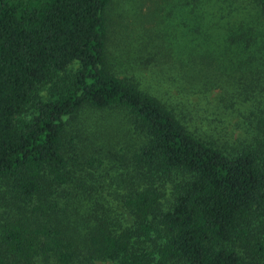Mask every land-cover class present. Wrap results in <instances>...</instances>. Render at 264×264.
I'll use <instances>...</instances> for the list:
<instances>
[{
    "label": "trees",
    "instance_id": "16d2710c",
    "mask_svg": "<svg viewBox=\"0 0 264 264\" xmlns=\"http://www.w3.org/2000/svg\"><path fill=\"white\" fill-rule=\"evenodd\" d=\"M111 2L0 0V264H264V30L163 100L110 69Z\"/></svg>",
    "mask_w": 264,
    "mask_h": 264
},
{
    "label": "rangeland",
    "instance_id": "374dc122",
    "mask_svg": "<svg viewBox=\"0 0 264 264\" xmlns=\"http://www.w3.org/2000/svg\"><path fill=\"white\" fill-rule=\"evenodd\" d=\"M212 2L201 1L193 8L192 0H112L107 10L110 69L119 77L136 74L141 80V88L163 100L176 94L175 89H170V76L183 77L192 72V63H196V70L202 72V77L220 79L221 86L229 80V75L237 77L238 63L224 58L228 43L222 40L228 39V34L264 30V18L249 4L250 0H218L214 5ZM194 46L197 50L190 54V48ZM140 48L143 51L140 52ZM203 54L208 56L201 61L197 57ZM212 54L216 60L210 58ZM225 69H229V74ZM176 84L183 86L184 80ZM219 94H222L220 88L210 91L209 98L216 101L215 105H218ZM110 118L119 121L114 116ZM120 120L123 119L120 117ZM229 122L234 123L235 119L228 117V125ZM121 126L125 127L124 120L113 124V127ZM121 135L112 139V143L118 142L117 150L126 141ZM135 142L136 135L130 143L134 146ZM117 157L120 160L111 156L108 159L111 172L121 170L127 162L120 155ZM170 188L171 184H167L168 195Z\"/></svg>",
    "mask_w": 264,
    "mask_h": 264
}]
</instances>
